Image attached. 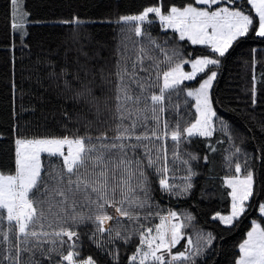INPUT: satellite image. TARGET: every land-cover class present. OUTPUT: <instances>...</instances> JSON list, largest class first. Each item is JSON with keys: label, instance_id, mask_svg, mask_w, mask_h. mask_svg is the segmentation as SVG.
Segmentation results:
<instances>
[{"label": "trees", "instance_id": "obj_1", "mask_svg": "<svg viewBox=\"0 0 264 264\" xmlns=\"http://www.w3.org/2000/svg\"><path fill=\"white\" fill-rule=\"evenodd\" d=\"M21 3L28 15L26 22L21 21L24 27L13 31L10 0H0V171L14 173L17 138L87 134L95 142L101 133H106L109 138L115 135L118 123L114 118L115 77L108 73L115 72L117 46L120 45L123 50L121 41L127 44V55L135 59L140 44L133 42L140 40L152 57L145 61L144 66L160 63L161 73L177 63L183 64L185 60L204 56L217 59L218 64L208 66L192 82L182 83L171 93V104L179 105L183 116L180 121L183 129L195 119L194 100L186 96V90L196 87L207 74L216 73L210 90L212 108L216 113L213 135L193 137L181 144L178 151L183 159L189 161V165L179 160L173 162V142L170 138L165 141L171 169L169 183L183 186L190 166L195 173L190 180L191 189L182 195L162 191L160 176L155 168H148L147 160H144L150 190L147 206L134 210L139 214L138 221L121 218L122 227L115 220L109 226L113 235L120 228L122 237L131 235V239L127 243L123 238L109 243L105 234L104 247L99 248L89 239L94 226L91 223L81 224L75 228L80 234L76 251L79 253L78 260L91 256L96 264H129V258L139 245L141 225L153 228L158 224L159 217L173 211L182 220L188 215L193 217L190 222L185 221L189 227L183 230L184 238L172 249L173 253L182 251L187 239L195 243L197 233L205 236L211 233L215 240L202 256L195 258L196 264H235L239 257L238 246L246 238L252 221L264 222L259 213V205L264 203V38L257 37L255 30H250L247 36L234 41L224 56H219L208 46L180 40L177 32L162 28L154 15H150L151 23H145L143 28L156 41L155 46L149 45L147 39L135 37L130 26L118 23L121 16L139 14L148 6H160L166 14L173 5H194L195 0H21ZM231 6L240 7L255 17L258 27V17L253 11H248L251 5L247 4V0H236V4ZM74 18L87 23L81 26L61 23ZM22 32L27 35H22ZM82 53H87V57L92 59L87 60ZM77 60L80 64L87 60L90 67L105 68L104 80L97 74L95 80L90 76L85 81L91 90L87 98L76 96L80 90V82L74 78L79 66ZM184 67L189 70L188 65ZM62 69H66V76L60 75ZM50 72L57 75L49 76ZM80 75L83 77V73ZM65 80L70 82V88H65ZM152 82L154 86L149 92L158 93L156 85H162V75L157 79V72L152 71ZM164 119L175 127L177 116L174 107L168 108ZM144 130L138 128L137 132ZM189 154L197 158L193 160ZM137 155L142 156V150L138 149ZM41 163L42 174L47 179L46 173L51 166L62 165V160L44 154ZM237 163L242 168L241 176L248 172L253 174L254 195L248 201L246 215L236 222L235 227L228 228L213 216L230 211V190L224 179L237 175ZM139 195L143 198L144 193ZM77 211L91 212L94 208H78ZM108 212L110 214L109 209ZM69 250L65 244L62 252L66 254ZM109 252H113L118 259L114 260ZM36 259L41 264H57L60 255L55 254L48 261L37 253ZM22 260L23 264H30L27 253Z\"/></svg>", "mask_w": 264, "mask_h": 264}, {"label": "snow or ice", "instance_id": "obj_2", "mask_svg": "<svg viewBox=\"0 0 264 264\" xmlns=\"http://www.w3.org/2000/svg\"><path fill=\"white\" fill-rule=\"evenodd\" d=\"M221 2L222 0H195V4L200 7L192 3L183 7L173 5L166 14L160 6H148L139 14L121 16L118 23L130 26L135 37L147 39L149 45L155 46L156 41L143 28L145 23H151L150 15H154L162 28L179 33L180 40L187 39L193 45H207L219 56H224L233 42L247 36L250 30H255L257 37L264 38V0H247V4L251 5L248 11L254 10L258 17V27L255 25V17L245 14L240 7H221ZM10 3L13 9L11 27L13 31H18L24 27V23L17 22L20 19L21 0H10ZM227 3L235 5L236 0H227ZM214 5L217 6L215 10ZM27 15L26 12L23 13L25 22ZM61 23L81 26L87 22L74 18L70 22ZM21 34L27 35L26 32ZM133 43L140 44L136 49L135 59L127 55V44L121 41L123 50L120 45L117 46L115 72L108 73L115 77L114 118L118 123L113 137L109 138L106 133H101L95 138V142L87 134L15 140L14 173L0 171V264H23L25 253L29 256L30 264H41L36 259L37 253L48 261H51L53 255L59 254L57 264H96L91 256L77 259L79 253L76 248L80 234L75 228L86 223L94 226L89 239L99 248L104 247L105 234L109 243L121 238L127 243L131 235L122 237L120 228L113 235V229L106 225L113 220L121 225V218L132 222L140 219L134 210L147 206L150 191L144 160H147V167L155 168L160 176L162 191L182 195L191 189L190 180L195 173L190 166L183 186L169 183L168 173L171 169L165 141L170 138L173 142V162L179 160L184 165H189V161L183 159L178 151L181 144L193 137L213 135V117L216 113L212 109L208 90L216 73L212 72L198 88L186 90V96L195 101L192 105L195 108V119L183 129L180 127L183 116L179 105L171 104V93L182 82L194 80L198 73L204 72L208 65L218 64L219 60L207 56L185 60L183 64H191L190 72L183 71L182 64L177 63L175 67L161 73L160 63L144 66L146 60L152 59L149 49L140 40ZM82 54L87 57V53ZM91 59L92 57H87V60ZM87 60L83 64L77 60L79 66L74 76L80 82L77 98L91 95V90L85 83L88 77L95 80L99 74L102 80L105 79V68L90 67ZM152 71L157 72V79L162 75V85H156L158 93L149 92L154 86ZM48 75L57 74L50 72ZM60 75L66 76V69H62ZM64 86L70 88L71 84L65 80ZM170 107H174L177 116L175 127L164 119V114ZM138 128L145 130L137 132ZM224 128L226 129V125ZM138 149L142 150V156L137 155ZM42 153L62 160V165L51 166L46 173L47 179L42 174ZM189 156L193 160L197 158L191 154ZM235 171L237 175L225 179V184L231 189L230 212L227 215L217 213L213 217L228 228L235 227L236 222L246 215L249 208L247 202L254 195L253 174L248 172L241 176L242 168L239 163L235 165ZM174 189L177 191L174 192ZM140 192L144 193L143 198L139 195ZM79 197L82 199H78ZM78 208H94V211L78 212ZM109 208H114L117 215L109 214ZM259 213L264 217V203L259 205ZM159 219L160 223L155 225V234L152 228L141 225L139 245L129 258V264H196L195 258L202 256L215 240L211 233L206 236L197 233L195 243L188 239L184 250L173 254L172 249L184 238L183 230L189 227V223L185 221L190 222L193 217L188 215L182 220L176 212H169ZM262 223L264 222L252 221L246 238L238 246L239 257L235 264H264ZM65 244L70 250L63 254ZM58 250L61 251L58 253ZM109 255L114 260L118 259L113 252H109Z\"/></svg>", "mask_w": 264, "mask_h": 264}, {"label": "rangeland", "instance_id": "obj_3", "mask_svg": "<svg viewBox=\"0 0 264 264\" xmlns=\"http://www.w3.org/2000/svg\"><path fill=\"white\" fill-rule=\"evenodd\" d=\"M194 6H197V7H200L199 5H196V4H194ZM219 6H221V7H223V6H229V7H233V6H231V5H229L227 2H226V0H222V2H221V4L219 5ZM217 6H213V10H215V8H216ZM13 10V9H12ZM23 13H25L24 12V10H23V6H22V3H21V10H20V19H18V21L17 22H21L22 20H23ZM253 13L255 14V12H254V10H253ZM245 14H247V13H245ZM256 15V14H255ZM157 21H159V19L157 18ZM160 22V21H159ZM171 30H173V29H171ZM174 31V30H173ZM179 34V33H178ZM197 45H199V44H197ZM204 46H207V45H204ZM210 48V47H209ZM211 49V48H210ZM197 58H201V57H197ZM197 58H194V59H197ZM210 58V57H209ZM194 59H192V60H194ZM191 61V60H190ZM185 65H188L189 66V70H187V69H185ZM216 65V64H215ZM208 66H210V65H208ZM207 66V67H208ZM182 68H183V71H185V72H190L192 69H191V64L190 63H188V64H182ZM206 70V69H205ZM212 74V72L211 73H209V74H207L200 82H199V84L196 86V87H194V88H188L187 90H189V89H195V88H198L199 87V85H200V83H202L203 82V80H205V79H207V77L209 76V75H211ZM216 77V76H215ZM214 80H215V78H214ZM214 80L212 81V84H213V82H214ZM193 80H191V81H184V82H182V83H190V82H192ZM212 84H211V87H212ZM211 87L209 88V99H210V90H211ZM194 100V99H193ZM210 101H211V99H210ZM194 104H195V101H194ZM213 109V108H212ZM214 111V110H213ZM213 119H214V117H213ZM65 151H66V149H65ZM45 153H42L41 154V156L42 155H44ZM47 155V154H46ZM243 176V175H242ZM234 177V176H233ZM226 178H231V177H226ZM225 178V179H226ZM225 179H224V183H225ZM226 185V184H225ZM227 186V185H226ZM229 190L231 191V189L229 188ZM230 199H231V197H230ZM248 203V202H247ZM231 209V208H230ZM109 211H110V214L111 215H113V216H116L117 214H116V212H115V209L114 208H109ZM170 212H173V211H170ZM230 212V211H229ZM228 212V213H229ZM227 213V214H228ZM227 214H221V215H227ZM168 215V214H167ZM166 215V216H167ZM214 216H216V214L214 215ZM213 216V217H214ZM218 220V219H217ZM110 222L111 221H109L108 222V224L106 225L107 227H109L110 226ZM158 223H160V220L158 221ZM153 229V234H155V227H153L152 228ZM187 241H188V239H187ZM187 241H186V243H187ZM177 246V245H176ZM184 250V249H183ZM182 250V251H183ZM173 253V252H172ZM173 254H177V253H173Z\"/></svg>", "mask_w": 264, "mask_h": 264}]
</instances>
